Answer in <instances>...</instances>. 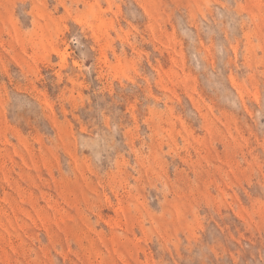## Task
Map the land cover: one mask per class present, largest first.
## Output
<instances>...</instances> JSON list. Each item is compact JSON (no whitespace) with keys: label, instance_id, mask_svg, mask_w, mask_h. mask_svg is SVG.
I'll list each match as a JSON object with an SVG mask.
<instances>
[{"label":"rangeland","instance_id":"1","mask_svg":"<svg viewBox=\"0 0 264 264\" xmlns=\"http://www.w3.org/2000/svg\"><path fill=\"white\" fill-rule=\"evenodd\" d=\"M0 264H264V0H0Z\"/></svg>","mask_w":264,"mask_h":264}]
</instances>
